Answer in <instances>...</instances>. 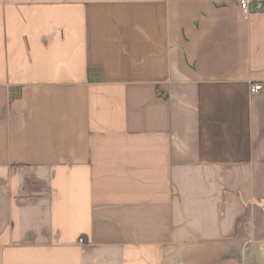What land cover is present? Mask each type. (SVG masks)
Masks as SVG:
<instances>
[{
  "label": "crops",
  "instance_id": "1",
  "mask_svg": "<svg viewBox=\"0 0 264 264\" xmlns=\"http://www.w3.org/2000/svg\"><path fill=\"white\" fill-rule=\"evenodd\" d=\"M0 264H264V9L0 0Z\"/></svg>",
  "mask_w": 264,
  "mask_h": 264
},
{
  "label": "built area",
  "instance_id": "2",
  "mask_svg": "<svg viewBox=\"0 0 264 264\" xmlns=\"http://www.w3.org/2000/svg\"><path fill=\"white\" fill-rule=\"evenodd\" d=\"M242 13L248 16L251 13H260L264 9V0H236ZM262 89V84L255 83L250 86L251 93H257ZM82 242V239H81Z\"/></svg>",
  "mask_w": 264,
  "mask_h": 264
}]
</instances>
